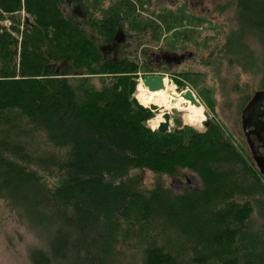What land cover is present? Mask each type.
<instances>
[{
    "label": "trees",
    "instance_id": "obj_1",
    "mask_svg": "<svg viewBox=\"0 0 264 264\" xmlns=\"http://www.w3.org/2000/svg\"><path fill=\"white\" fill-rule=\"evenodd\" d=\"M104 1L0 0V200L47 232L31 264H264L254 205L264 178L252 157L209 118L185 135L147 127L140 106L154 105L131 97L140 70L159 71L147 42L130 37L160 32L142 15L153 0H116L97 16ZM22 7L34 21L19 46L1 21ZM238 7L264 21V0ZM121 30L117 56L105 54ZM93 75L109 82L98 87ZM182 168L200 184L178 193L159 181L146 189L137 173Z\"/></svg>",
    "mask_w": 264,
    "mask_h": 264
},
{
    "label": "rangeland",
    "instance_id": "obj_2",
    "mask_svg": "<svg viewBox=\"0 0 264 264\" xmlns=\"http://www.w3.org/2000/svg\"><path fill=\"white\" fill-rule=\"evenodd\" d=\"M115 1L102 2L94 12L97 16H102L106 7ZM238 1L153 0L151 4L143 1L144 7L151 5L148 8L153 10L142 11L143 17L154 19L161 30L156 33L154 40L147 30L139 32L142 37L134 34L130 38L133 43L137 40L147 42L148 46L143 47L152 49L151 62L155 70L159 71L155 75L166 78L177 93L191 89L202 103V107L194 105L190 111L170 109L168 135L204 131L205 121L209 118L220 125L239 151L252 157L243 133L241 114L250 97L264 88V21L251 20L247 12L238 7ZM156 2L160 4L157 5ZM88 5L91 6V2ZM137 8L142 9L140 5ZM71 13L81 19L78 7ZM14 15L15 20L10 18L9 13H4L1 25L4 28L2 30L11 34L20 46L26 19H34L24 7ZM122 25H125V30L128 29L124 21ZM91 27L87 26L88 32L102 41ZM123 34L121 30L114 43L100 46L105 54L117 56L116 45L125 40ZM167 49L174 50V53ZM125 51L124 49L123 52ZM142 71L143 69L137 76L136 90L131 97L136 98L140 104L143 103L136 95L139 88L144 86ZM93 77L98 87L103 86L105 81L109 82L106 75ZM155 106L147 109L140 106L143 112L149 114L145 123L153 131L156 130L149 121L160 111L166 112ZM137 173L146 189L152 188L159 181L178 193L188 186L200 184L193 172L183 168L173 177H159L150 171ZM254 205L256 223L263 224L264 216L261 214H264V196L255 198ZM34 217L39 221L36 215ZM35 218L33 222L26 208L12 207L7 201L0 200V264H31V251L42 246L47 236V232L36 223Z\"/></svg>",
    "mask_w": 264,
    "mask_h": 264
},
{
    "label": "water",
    "instance_id": "obj_3",
    "mask_svg": "<svg viewBox=\"0 0 264 264\" xmlns=\"http://www.w3.org/2000/svg\"><path fill=\"white\" fill-rule=\"evenodd\" d=\"M143 83L150 91L164 88V77L161 75H146ZM180 96L189 101L191 105L201 107L202 103L198 100L191 89L180 92ZM170 113H163L164 121L158 126L162 133L170 130ZM264 89L256 91L248 101L241 114L243 133L250 148L252 159L264 178ZM260 143L256 145L253 138ZM263 148V151L260 150Z\"/></svg>",
    "mask_w": 264,
    "mask_h": 264
},
{
    "label": "bare ground",
    "instance_id": "obj_4",
    "mask_svg": "<svg viewBox=\"0 0 264 264\" xmlns=\"http://www.w3.org/2000/svg\"><path fill=\"white\" fill-rule=\"evenodd\" d=\"M151 75H155V74H151ZM144 86H141L137 92V99L143 104H153L161 107L165 111H169L170 109L190 111L194 107V105H191L189 101L183 99L180 96V93H177L169 85L166 78H164V88L162 89L150 91L148 87L146 86L144 87ZM163 121H164L163 111H160L156 117H154L149 121V123L154 130L155 129L158 130V126Z\"/></svg>",
    "mask_w": 264,
    "mask_h": 264
},
{
    "label": "flooded vegetation",
    "instance_id": "obj_5",
    "mask_svg": "<svg viewBox=\"0 0 264 264\" xmlns=\"http://www.w3.org/2000/svg\"><path fill=\"white\" fill-rule=\"evenodd\" d=\"M253 141L255 142L256 145H259L260 144L255 137L253 138ZM260 150L263 151V148H260Z\"/></svg>",
    "mask_w": 264,
    "mask_h": 264
}]
</instances>
